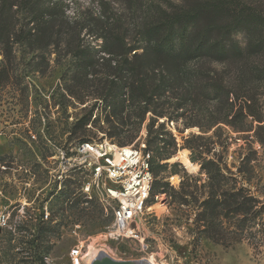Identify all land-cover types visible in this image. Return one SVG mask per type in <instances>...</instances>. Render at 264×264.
Wrapping results in <instances>:
<instances>
[{
  "label": "rangeland",
  "instance_id": "374dc122",
  "mask_svg": "<svg viewBox=\"0 0 264 264\" xmlns=\"http://www.w3.org/2000/svg\"><path fill=\"white\" fill-rule=\"evenodd\" d=\"M59 2L72 20L81 22L103 12L114 22L124 10H136L129 0ZM161 2L142 0L144 13ZM93 39L85 43L99 50L102 40ZM92 56L101 58L96 75L90 69ZM115 58L98 52L80 59L58 55L52 47L30 52L18 43L6 59L0 45V74L6 68L0 76V264H97L103 252L117 261L151 264H264V218L230 247L205 238L199 220L211 184H222L225 191L247 190L264 203V145L254 132L214 125L213 104L188 99L179 111L183 115L173 120L153 114L164 103L178 106L184 93H166L146 114L145 104L130 101L117 107L116 70L123 61ZM111 92L115 99L107 97ZM156 133L158 152L150 146ZM84 140L142 149L164 166L154 178L146 212L127 238H107L112 205L84 193L89 177L57 175L58 150ZM184 151L197 166L195 172L181 162ZM203 162L214 165L209 171ZM158 202L165 208L162 213L153 209ZM223 224L229 233L234 230L232 222ZM77 245L84 250L76 259L72 250Z\"/></svg>",
  "mask_w": 264,
  "mask_h": 264
},
{
  "label": "trees",
  "instance_id": "16d2710c",
  "mask_svg": "<svg viewBox=\"0 0 264 264\" xmlns=\"http://www.w3.org/2000/svg\"><path fill=\"white\" fill-rule=\"evenodd\" d=\"M129 1L136 10H124L114 22L106 12L81 22L72 20L59 0H0L3 54L10 59L14 45L21 43L30 52L52 47L58 55L80 59L98 52L117 57L123 61L116 70L117 107L130 101L145 104L146 114L166 93H184L178 106L164 103L153 114L173 120L183 115L179 111L188 99L213 104L214 125L254 132L264 145V0H163L149 13L142 0ZM87 37L102 40L100 49L86 44ZM88 59L96 75L101 58ZM5 73L3 68L0 76ZM112 93L107 97L115 99ZM158 136L150 144L156 151ZM213 165L203 162V169ZM151 167L154 178L164 168L154 156ZM210 188L199 214L205 238L228 247L240 243L252 223L264 218V203L244 189ZM224 221L232 222L234 230L223 228Z\"/></svg>",
  "mask_w": 264,
  "mask_h": 264
},
{
  "label": "built area",
  "instance_id": "2783aa9c",
  "mask_svg": "<svg viewBox=\"0 0 264 264\" xmlns=\"http://www.w3.org/2000/svg\"><path fill=\"white\" fill-rule=\"evenodd\" d=\"M151 154L135 147L81 142L57 153L60 179L73 173L90 178L83 186L86 194L97 195L112 205L114 221L108 239L119 240L130 236L129 229L147 210L154 183ZM7 224L6 216L2 218ZM83 246L72 250L73 258H81Z\"/></svg>",
  "mask_w": 264,
  "mask_h": 264
},
{
  "label": "bare ground",
  "instance_id": "6f19581e",
  "mask_svg": "<svg viewBox=\"0 0 264 264\" xmlns=\"http://www.w3.org/2000/svg\"><path fill=\"white\" fill-rule=\"evenodd\" d=\"M180 160L181 162L185 165V167L190 171V172H195L197 170V166L194 165L188 158V153L187 151H184L181 156H180ZM177 179V178H175ZM154 210H156L158 213H162L165 208L163 207V205L158 202L157 204H155V206L153 207ZM103 253H106V252H103ZM102 253V254H103ZM101 254V255H102ZM149 264H151L149 261L147 262Z\"/></svg>",
  "mask_w": 264,
  "mask_h": 264
},
{
  "label": "water",
  "instance_id": "95a60500",
  "mask_svg": "<svg viewBox=\"0 0 264 264\" xmlns=\"http://www.w3.org/2000/svg\"><path fill=\"white\" fill-rule=\"evenodd\" d=\"M148 260L139 261H117L113 259L109 254L103 253L97 260V264H149Z\"/></svg>",
  "mask_w": 264,
  "mask_h": 264
}]
</instances>
